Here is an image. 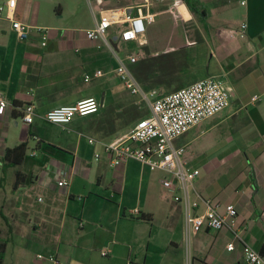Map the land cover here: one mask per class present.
<instances>
[{
  "label": "crops",
  "instance_id": "obj_1",
  "mask_svg": "<svg viewBox=\"0 0 264 264\" xmlns=\"http://www.w3.org/2000/svg\"><path fill=\"white\" fill-rule=\"evenodd\" d=\"M8 1L0 0V6L5 8ZM238 1L240 26L247 24V32L230 49L220 41L222 70L186 81L183 67L157 88L172 93L208 77L221 78L233 88L227 109L198 125L188 141L177 144L198 126L176 144L185 147V159L200 170L195 190L212 203L217 201L213 204L221 212L226 205H235L242 240L260 252L264 245V97L255 104L250 100L264 93V0H209L207 4L214 6L220 25L227 14L236 18L228 9ZM36 15L35 0H17L14 18L32 27L27 39L17 38L5 15L0 20V99L9 104L0 117L3 264H55L49 256L62 264H185L182 208L172 198L171 203H157L153 177L162 172H152L135 160L111 167L104 153L103 144L136 122L122 128L120 112L130 103L124 101V94L136 98L123 88L114 71L120 61L127 63L128 56H135L136 46L141 45L130 42L136 54L131 51L121 57L119 45L126 43L120 33L110 31L113 50L100 48L86 36L60 32H52L43 46L41 26L36 30L32 24ZM219 33L213 36L218 38ZM163 51L167 50L150 49L149 57ZM97 71L102 76L94 77ZM90 98L102 104L98 113L76 117L67 126L44 119L50 110ZM28 104L35 108L30 125L22 120V108ZM204 136L207 139L187 158L188 146ZM89 138L96 142L90 144ZM22 143L27 150L21 164L4 160L8 149ZM62 173L69 174L67 187L57 185ZM230 243L233 251L227 250ZM104 250L106 256H102ZM192 251L194 264H245L242 243L227 230L199 233Z\"/></svg>",
  "mask_w": 264,
  "mask_h": 264
},
{
  "label": "built area",
  "instance_id": "obj_2",
  "mask_svg": "<svg viewBox=\"0 0 264 264\" xmlns=\"http://www.w3.org/2000/svg\"><path fill=\"white\" fill-rule=\"evenodd\" d=\"M99 6L95 26L85 32L89 41H99L108 49L113 50L109 39V30L120 26V39L125 43H137L143 46L147 27L154 22L156 14L151 12V1L131 9L102 8L103 1L96 0ZM185 4L184 0L181 1ZM17 0H9L5 8L0 6V20L4 17L10 22L12 30L18 39H27L31 26L14 18ZM245 1H242V5ZM132 11V12H130ZM42 33V45H46L47 29H38ZM247 24H242L237 31H231L230 37L244 39ZM138 61L136 56H128L127 63L120 61L115 68V75L129 95L136 98L148 110V114L137 120L127 132L117 136L111 142L103 144L104 153L111 167H116L128 160L138 161L152 172H162V187L172 192V200L180 205L183 211V241L185 264H194L193 239L203 231L227 230L234 240L243 245L245 264H264V256L248 246L240 236L238 211L235 205L229 204L220 211L219 205H214L210 199L203 198L196 190V179L200 170L194 168L185 159V147L178 146L176 141L192 128L211 119L230 106L234 90L231 86L215 77L198 80L172 93L160 94L157 90H145L134 75L131 66ZM102 76L97 71L94 77ZM90 79L86 77V81ZM263 95L252 96L250 103L261 101ZM9 104L0 99V117L5 114ZM102 104L95 98L79 101L74 105L61 106L46 113L44 119L55 125L67 126L76 117H86L98 113ZM35 117L34 105L28 104L22 108V120L26 125L33 123ZM94 144L96 140L89 138ZM34 155V154H33ZM98 159L99 155L96 154ZM68 173H62L57 182L59 187L68 186ZM228 251L234 250V244L227 246ZM107 251L102 252L106 256ZM43 255H38L42 259ZM55 264H62L56 257L49 256Z\"/></svg>",
  "mask_w": 264,
  "mask_h": 264
},
{
  "label": "rangeland",
  "instance_id": "obj_3",
  "mask_svg": "<svg viewBox=\"0 0 264 264\" xmlns=\"http://www.w3.org/2000/svg\"><path fill=\"white\" fill-rule=\"evenodd\" d=\"M104 8H123L125 6H135L136 3H142V0H103ZM151 1V12L156 14L155 20L147 27V41L148 43L143 46H136L138 51L135 50L133 43H126L119 45V55L125 57L128 54L135 55L138 59L144 56V50L147 49H166L159 54V57L169 56L171 64L175 67L183 68L182 73L185 76L186 81H191L195 78H202L207 74H216L219 69L222 70L220 64V53L217 50V46L220 43H224L228 49L233 47L236 42L240 41L239 37L231 38L230 32L237 31L241 24V12L242 7H240V2L238 1L235 5H231L228 9V13L237 14L236 18L230 19L228 14L225 19L219 16L220 25L216 22L218 15L213 14L214 6H210L207 3L209 0H205V3L199 4L200 10L205 9L206 18L200 17V14H193L186 4H182V0H150ZM192 3H196V0H191ZM37 15L33 21V28L47 29V40L52 32L63 33V34H74L75 36L82 37L86 36L85 32L89 28L95 26V17H98L99 7L96 6L95 0H35ZM196 5V4H195ZM102 7V8H103ZM199 10V11H200ZM121 27H115L109 30V32L120 33ZM35 31V30H33ZM216 31H219L218 38L213 36ZM153 38L152 39H150ZM46 40V42H47ZM93 43L98 44L101 47L107 49L99 41H94ZM140 48V49H139ZM170 52L168 49H171ZM171 54L173 57H171ZM189 56V60L187 58ZM152 57L151 58H155ZM171 57V58H170ZM227 57V56H226ZM188 60V61H186ZM157 64L159 59L155 60ZM178 71L176 69L172 70V78L176 76ZM217 77V76H216ZM184 79V78H182ZM221 80V78H218ZM160 94L168 93V88H155ZM124 101H135L129 98L128 95L124 94ZM142 104V103H141ZM123 110V109H122ZM142 113H146L148 110L142 104ZM122 112H120V117ZM124 117V116H122ZM135 121L129 123L128 127L131 126ZM125 127V128H128ZM199 130L198 128L193 132L185 135L177 144L185 143L189 138ZM87 136V135H86ZM202 140H197L191 143L187 148L186 157L194 152L196 146L207 139L206 136L201 138ZM88 140V139H87ZM239 170V169H238ZM244 170V167H243ZM163 174L156 173L153 177L154 179V190L159 196L157 199L158 204L171 203V194L167 196V192L163 190L158 184L161 181ZM246 177L244 181H246ZM243 181V179H242ZM166 194V195H165ZM168 201V202H166ZM218 204L217 201L213 202Z\"/></svg>",
  "mask_w": 264,
  "mask_h": 264
},
{
  "label": "trees",
  "instance_id": "obj_4",
  "mask_svg": "<svg viewBox=\"0 0 264 264\" xmlns=\"http://www.w3.org/2000/svg\"><path fill=\"white\" fill-rule=\"evenodd\" d=\"M185 4L188 6L189 10L195 15L200 14L201 19L206 18L205 10L201 9L197 5L191 3L190 0H184ZM200 10V11H199ZM159 57V56H157ZM171 57L172 54H171ZM170 57V58H171ZM188 60L190 59L187 56ZM159 59V63L155 60ZM186 60V61H188ZM171 60H169V56L160 57V58H151L149 57L148 50H144V56L141 57L135 64L132 65V71L138 81L143 85L145 90H152L159 87L162 81H171L172 80V70L176 69V72L181 70L182 68H177L175 65L171 64ZM160 82V83H159ZM142 104L137 101V99L133 102H130L129 105L122 110L121 121L123 127H128L129 123L132 121L140 120L148 114L142 113L141 111ZM27 145L26 143H22L16 146L13 149H8L4 160L13 163L15 165L21 164L25 155H26ZM4 251L5 244L0 243V264H3L4 259ZM262 256H264V245L259 252Z\"/></svg>",
  "mask_w": 264,
  "mask_h": 264
},
{
  "label": "water",
  "instance_id": "obj_5",
  "mask_svg": "<svg viewBox=\"0 0 264 264\" xmlns=\"http://www.w3.org/2000/svg\"><path fill=\"white\" fill-rule=\"evenodd\" d=\"M113 46H114V47H117V45H116L115 43H113Z\"/></svg>",
  "mask_w": 264,
  "mask_h": 264
}]
</instances>
